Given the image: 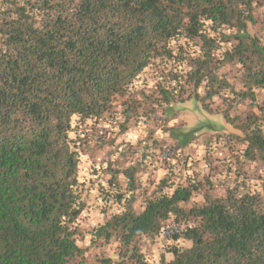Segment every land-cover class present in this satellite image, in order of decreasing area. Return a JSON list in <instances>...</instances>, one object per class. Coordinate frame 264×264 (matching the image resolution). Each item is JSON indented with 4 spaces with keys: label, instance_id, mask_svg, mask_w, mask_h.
<instances>
[{
    "label": "trees",
    "instance_id": "16d2710c",
    "mask_svg": "<svg viewBox=\"0 0 264 264\" xmlns=\"http://www.w3.org/2000/svg\"><path fill=\"white\" fill-rule=\"evenodd\" d=\"M259 12L264 0H0V264H89L92 189L104 221L88 247H115L99 264H264ZM149 72L153 88H136ZM222 94L258 110L236 127L244 158L263 168L260 188L235 178L213 196L183 152L204 126L176 120L188 102ZM106 126L117 135L90 186L82 158ZM134 130L137 141L119 140ZM160 161L165 175L144 186ZM162 235L170 259L156 262L140 240Z\"/></svg>",
    "mask_w": 264,
    "mask_h": 264
},
{
    "label": "rangeland",
    "instance_id": "374dc122",
    "mask_svg": "<svg viewBox=\"0 0 264 264\" xmlns=\"http://www.w3.org/2000/svg\"><path fill=\"white\" fill-rule=\"evenodd\" d=\"M259 13L257 15H261V18L264 17V12L263 14ZM250 31L257 34L264 42V29L261 28L260 24L252 27ZM223 72L228 74V78L232 83H239L241 76L239 67L228 66ZM154 84L153 73L149 72L148 74H144L135 83V86L138 89L146 86L149 90L153 88ZM205 104L207 105L203 106L194 101L188 102L184 105L176 120L177 126L187 129L196 128L200 125L204 126L190 146L183 150L184 156H187V160L189 161V166L191 164L194 166L193 168L199 173V178H204L206 181L208 180L212 183L215 188L212 193L213 196L223 195L225 186L233 185L235 178L239 181L246 180L252 191L260 188L261 181L259 180V176L262 173V163L259 161H248L244 158L243 150L245 145L241 142L244 135L236 127L237 124L244 122L252 113L258 114V110L249 101L236 104L231 99H228V95L226 94H222L221 97H217ZM226 116L230 119L227 120ZM235 123L236 125H234ZM106 128L104 129L103 138L98 139L93 135L94 140L92 142L95 148L92 154L84 155L82 158L80 178L90 186H93L91 184H96L100 169L106 168L107 164L105 162L110 156L111 150L108 144L117 135V130L110 127ZM92 132L89 134L90 138L93 137ZM156 137L164 139L163 134H157ZM123 138L135 142L140 138V132L134 130L119 140ZM155 166L151 171V175L143 178L144 186H147V183L158 182L165 175L164 162L160 161ZM143 190L145 189L143 188ZM97 195L94 189L89 191L88 204L90 206L81 222L82 229L87 238L83 247L88 250L86 255L89 264H99L98 261L103 259L104 256L113 257L115 252L114 246L102 249L88 247L92 229L104 221ZM139 201H141V198ZM202 201L203 195H198L194 198V202L196 203H201ZM164 237L165 235L161 237H144L140 240L142 251L153 261H159L162 256H165L166 260L170 259V256L165 254L164 248L167 241Z\"/></svg>",
    "mask_w": 264,
    "mask_h": 264
}]
</instances>
